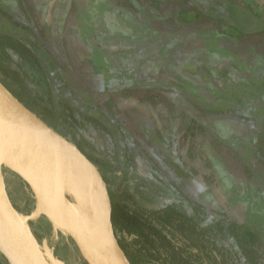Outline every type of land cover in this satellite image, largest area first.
<instances>
[{"label":"crops","instance_id":"obj_1","mask_svg":"<svg viewBox=\"0 0 264 264\" xmlns=\"http://www.w3.org/2000/svg\"><path fill=\"white\" fill-rule=\"evenodd\" d=\"M3 35L110 186L253 232L264 264V0H0Z\"/></svg>","mask_w":264,"mask_h":264},{"label":"water","instance_id":"obj_2","mask_svg":"<svg viewBox=\"0 0 264 264\" xmlns=\"http://www.w3.org/2000/svg\"><path fill=\"white\" fill-rule=\"evenodd\" d=\"M5 169L34 197L21 212ZM101 166L74 140L21 100L0 78V254L8 264H67L54 252L65 243L80 264H133L113 222V201ZM47 224L40 240L31 222Z\"/></svg>","mask_w":264,"mask_h":264},{"label":"trees","instance_id":"obj_3","mask_svg":"<svg viewBox=\"0 0 264 264\" xmlns=\"http://www.w3.org/2000/svg\"><path fill=\"white\" fill-rule=\"evenodd\" d=\"M11 47L13 43L9 37L3 35L0 38V73L5 81L16 85L36 82L34 78L37 77H29L21 61L19 70H16L19 75H8L13 66L8 55ZM35 87L33 99L48 103L50 100L39 93L40 85L36 83ZM53 88L54 98L57 99L60 87ZM27 89L23 87V90ZM58 110L57 106H53L56 117H59ZM12 176L20 193L25 194L27 208L31 211L34 207L32 192L17 174L12 173ZM109 190L114 206L113 222L133 264H263L259 251L254 247L258 238L251 231L242 230L226 219L211 225L204 224L203 220L195 218L196 208L182 199H161L158 190L152 187H145L140 193L141 200L147 203L133 200L131 194L119 193L116 185L110 186ZM39 221L43 236L49 237L47 224L43 219ZM58 248L65 251L69 246L65 243L62 248L59 243ZM0 264H8L1 254Z\"/></svg>","mask_w":264,"mask_h":264},{"label":"rangeland","instance_id":"obj_4","mask_svg":"<svg viewBox=\"0 0 264 264\" xmlns=\"http://www.w3.org/2000/svg\"><path fill=\"white\" fill-rule=\"evenodd\" d=\"M28 76L32 77L34 75V73L36 72V70H31L29 68L25 69ZM8 72H14V71H8ZM16 73V72H14ZM11 76H16L15 74L11 75ZM35 76V75H34ZM0 78L1 80H3L5 82V84L18 96L21 98L22 101H24L29 107H31L33 110H35L40 116H42L45 120H47L50 124L54 125L57 127L58 130L63 131L64 128L62 127V123L59 120L58 117H56L55 115H53V106H57V108L59 107V104H61L58 100V98L56 99V97L54 98V91H53V87H55V84L53 83V87H40V92L42 95H45L46 98H48L50 101L48 103H41L39 101H35L33 99V97H35V86H32L29 81L27 82L26 85H22L20 84H14L12 82V84H10L9 82L5 81V78L3 77V75L0 73ZM24 88H28L26 91L23 90ZM30 87V88H29ZM21 90H23L24 92H22ZM62 99V103H65L66 99H64L63 97ZM65 100V101H63ZM61 106V105H60ZM62 108V107H61ZM43 111V113H42ZM71 117V116H68ZM72 118V117H71ZM71 120V119H70ZM9 177V193H10V197L13 200V203L15 204L16 208L18 210H20L21 212H29V208H27V204L25 202V194H21L20 191L18 190V187L15 183V179L12 176V173L9 171L8 174ZM59 254L63 255V256H67L66 254V250L63 251L61 249L58 248Z\"/></svg>","mask_w":264,"mask_h":264},{"label":"flooded vegetation","instance_id":"obj_5","mask_svg":"<svg viewBox=\"0 0 264 264\" xmlns=\"http://www.w3.org/2000/svg\"><path fill=\"white\" fill-rule=\"evenodd\" d=\"M54 126V125H53ZM56 129L57 127L54 126ZM60 132H62L63 134H65L67 137H69L70 139L76 141L80 146L81 148L92 158V156L89 154V151L88 149L85 147V144L82 143L81 140H79V138L74 134L72 133L71 131V128L69 127V131L68 132H65V131H61L59 130ZM93 159V158H92ZM102 168V167H101ZM103 169V168H102ZM8 174H9V170L5 169V176H6V182H7V188H8V192H9V177H8ZM18 187V186H17ZM10 195V193H9ZM12 199V198H11ZM13 201V200H12ZM31 226L34 230V232L36 233L37 237L42 240L43 238H45L43 236V233H42V226H41V223L40 221H37V222H31ZM117 232V230H116ZM117 235L119 236L120 238V233L117 232ZM121 241V240H120ZM60 243L61 247L63 248L65 246V239H61V240H58L56 241L54 244H52L53 246H55V249H54V252L57 256L63 258L67 264H80L78 262V259H77V256L70 250V248H67L66 250V254L67 256H63L61 254H59V250H58V244ZM122 243V242H121Z\"/></svg>","mask_w":264,"mask_h":264}]
</instances>
